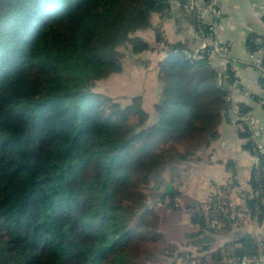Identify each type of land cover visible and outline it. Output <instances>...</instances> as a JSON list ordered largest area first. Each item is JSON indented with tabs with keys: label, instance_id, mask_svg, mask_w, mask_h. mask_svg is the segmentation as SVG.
Here are the masks:
<instances>
[{
	"label": "trees",
	"instance_id": "1",
	"mask_svg": "<svg viewBox=\"0 0 264 264\" xmlns=\"http://www.w3.org/2000/svg\"><path fill=\"white\" fill-rule=\"evenodd\" d=\"M171 1L0 0V264H138L144 242L173 243V228L184 239L186 209L201 228L233 225L226 213L210 226L205 202L174 184L184 160L219 136L232 69L221 78L190 44L166 42L153 121L141 94L122 104L95 89L122 71V47L151 48L139 32ZM258 36L249 34L250 50ZM240 134L251 150V133ZM249 184L264 193V155ZM256 201L246 199L251 209ZM257 248L246 237L232 253Z\"/></svg>",
	"mask_w": 264,
	"mask_h": 264
},
{
	"label": "crops",
	"instance_id": "2",
	"mask_svg": "<svg viewBox=\"0 0 264 264\" xmlns=\"http://www.w3.org/2000/svg\"><path fill=\"white\" fill-rule=\"evenodd\" d=\"M217 2L223 11L218 17L219 36L232 43L227 64L223 57H218L215 64L217 68L223 66H227L228 70L231 68L235 75V80L227 84L230 107L219 123V136L209 146L184 160L178 167L174 180V184L179 187L184 198L188 196L201 203H204L211 194L218 195L220 192L217 189L223 188L222 186L232 181L249 185L254 156L244 145L246 139L241 136L240 127L230 120L232 107L235 104H244L247 112L256 118L260 125L258 139L264 142V104L260 102V99L264 98V74L252 64L250 48L247 44L250 33L264 35L263 0H217ZM195 22L196 19L192 14L174 6L171 14L165 19H162L159 13L154 14L153 26L139 33L153 45L157 39L155 26L159 24L167 42L184 41L193 47L198 43L194 36ZM139 55L143 57L146 55L159 65L168 55V51L165 47H160L158 52L149 49ZM153 77L152 83H157L155 91L159 99L161 90L159 66ZM152 114L154 116V113ZM171 173L172 170L167 169L165 178L170 179ZM222 199L226 204L236 206L247 204L246 200L234 191H225L222 193ZM191 217V209L184 210L181 220L184 225V240L175 241L179 244V250L190 249L203 255L219 250L222 254H227L243 247L246 237L257 242L261 238L264 239V215L260 220L250 218L241 225L222 226L212 230L201 228L197 223L192 222ZM188 233L193 235L189 236Z\"/></svg>",
	"mask_w": 264,
	"mask_h": 264
},
{
	"label": "built area",
	"instance_id": "3",
	"mask_svg": "<svg viewBox=\"0 0 264 264\" xmlns=\"http://www.w3.org/2000/svg\"><path fill=\"white\" fill-rule=\"evenodd\" d=\"M176 5L179 8L185 9L192 14L195 19V31L198 44L193 46L189 55L194 58L207 56L208 59L216 64L218 57H223L227 60L231 53V41L222 39L218 33L219 20L218 17L222 15V8L218 5L217 0H172L171 6L166 9L164 18H167L172 12L173 7ZM264 7V0H263ZM164 41V39H162ZM256 49L250 50L249 55L252 64L258 67L264 74V35H259L256 38ZM224 64V65H225ZM231 69V68H230ZM220 77L222 78L228 71L227 66L218 68ZM260 102L264 104V98L260 99ZM230 120L234 125L240 127L242 131H249L251 133L250 138L253 139V145L251 152L254 156L253 168L259 169L262 155H264V142L258 139L260 132V125L254 116L249 112L243 111L241 105L235 104L232 107ZM247 141V138H246ZM257 174V172H256ZM226 190L218 188L220 192L218 195L207 197L205 201V208L208 215V224L212 227L219 226L222 223L221 217L223 214H228L233 225H241L250 218L258 219L261 211L262 204H264V193L262 189L255 190L251 185H244L242 183H236L226 185ZM225 191H234L244 200L248 197H254L257 199L253 209L249 208L247 204L236 206L234 204H226L222 199V193ZM157 204H161L158 202ZM259 220V219H258ZM264 239L258 240V248L254 252H247L242 254H226L219 262H209L199 255L190 257L189 253H182L179 256L182 264H264ZM187 252V251H186Z\"/></svg>",
	"mask_w": 264,
	"mask_h": 264
},
{
	"label": "rangeland",
	"instance_id": "4",
	"mask_svg": "<svg viewBox=\"0 0 264 264\" xmlns=\"http://www.w3.org/2000/svg\"><path fill=\"white\" fill-rule=\"evenodd\" d=\"M176 7V5H175ZM178 7V6H177ZM179 8V7H178ZM182 9V8H181ZM162 30V29H161ZM156 41L151 44L150 50L152 52H158L160 47L167 49L166 40ZM198 44V43H197ZM123 50V69L120 72L112 73L111 75L101 78L97 81L95 89L114 97L122 104H126L131 101L132 97L138 94L143 96V104L147 110L151 113L155 111V101L158 99L156 93L157 83L153 84L154 74L158 70V66L154 60L144 57L139 54H133L128 48L122 47ZM149 121H153L152 119ZM181 201V197L178 196ZM161 227V226H160ZM162 229L163 226L161 227ZM179 229V228H178ZM176 228L170 230V233L166 234L167 239L174 241H164L162 239L156 242H144L140 247V258L138 264H182L179 256L183 253H189L190 257L193 255H200L197 251L194 252L190 249H180L179 244L175 241H183V234ZM170 249L173 255H167L165 250ZM187 251V252H186Z\"/></svg>",
	"mask_w": 264,
	"mask_h": 264
}]
</instances>
